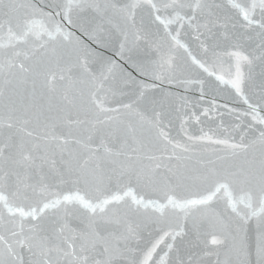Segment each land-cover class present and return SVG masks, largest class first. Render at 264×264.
Instances as JSON below:
<instances>
[{"label": "snow or ice", "instance_id": "6c2138e0", "mask_svg": "<svg viewBox=\"0 0 264 264\" xmlns=\"http://www.w3.org/2000/svg\"><path fill=\"white\" fill-rule=\"evenodd\" d=\"M0 264H264V0H0Z\"/></svg>", "mask_w": 264, "mask_h": 264}]
</instances>
